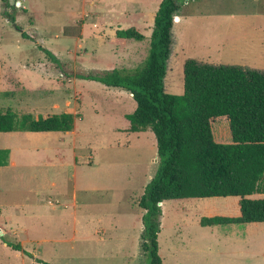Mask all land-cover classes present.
Here are the masks:
<instances>
[{
	"label": "rangeland",
	"instance_id": "obj_1",
	"mask_svg": "<svg viewBox=\"0 0 264 264\" xmlns=\"http://www.w3.org/2000/svg\"><path fill=\"white\" fill-rule=\"evenodd\" d=\"M130 1L133 7L134 0ZM155 1L135 0V5L153 10ZM216 1L180 2L167 93L183 94L184 64L190 59L264 72V34L256 32L253 21L226 15L214 21L208 16L215 10L244 15L250 5L244 0ZM84 2L0 0V110L10 108L34 118L76 116L75 134H0V150H10L16 162V167L0 170V176L9 175L5 187L9 190L0 192V264H39L36 259L49 264H149L140 249L142 213L133 203L144 195L157 170L155 136L151 131H125V116L136 109L129 92L78 76L141 68L153 25L150 36L144 27L139 29L146 37L143 42H119L114 26L100 38L91 32L97 31L94 22L101 26L103 19L83 18L84 10L97 12ZM98 5L101 10L103 3ZM80 20L85 37L70 34L71 23ZM243 34L253 47L250 54L232 50ZM211 125L217 142L223 135L224 142L231 143L226 119ZM44 175H52L56 185ZM32 184L47 194L38 197L27 191ZM260 189L255 198H264V180ZM160 209L163 264H264V223L200 225L207 215H237L235 199L170 200ZM15 242L29 254L8 247Z\"/></svg>",
	"mask_w": 264,
	"mask_h": 264
},
{
	"label": "trees",
	"instance_id": "obj_2",
	"mask_svg": "<svg viewBox=\"0 0 264 264\" xmlns=\"http://www.w3.org/2000/svg\"><path fill=\"white\" fill-rule=\"evenodd\" d=\"M180 2L160 3L148 56L141 68L135 72L114 68L100 75L78 76L129 92L136 109L125 116L128 132L150 130L155 136L157 170L138 202L144 211L140 249L149 264H163L158 244L160 203L239 198L236 216H204L200 225L264 223V198H253L261 193L264 180V72L190 59L184 64L183 94L167 93L165 79ZM116 38L137 42L146 39L135 28L117 30ZM49 56L58 61L52 54ZM223 118L228 121L231 143H225L223 135H218V142L213 137L212 121ZM75 119L71 113L34 118L8 108L0 110V134L68 133L74 129ZM9 163L10 150L1 149L0 167ZM8 247L29 254L19 243H10ZM36 262L49 264L39 259Z\"/></svg>",
	"mask_w": 264,
	"mask_h": 264
},
{
	"label": "crops",
	"instance_id": "obj_3",
	"mask_svg": "<svg viewBox=\"0 0 264 264\" xmlns=\"http://www.w3.org/2000/svg\"><path fill=\"white\" fill-rule=\"evenodd\" d=\"M84 1H85L84 6H86V4H88L91 7H93L95 10L97 9V12L96 11L95 12H86L84 10V12L82 14L83 18L92 17L93 20L96 18H102L103 19V25H101V26L98 23L94 22L93 28L96 29L97 31L91 32V34H96L100 38L106 37L108 28L112 30L113 26L115 27L114 28L115 36H116V31L119 29L123 30V28H124L126 30L129 28H135L137 31H139V29L141 27H144L145 29H147L148 35H149L150 31L152 29V25L154 24V18L156 15L155 14L156 6H158V4L160 3L159 2L157 4V0H156L154 3L155 8L153 10L148 8L149 10L146 9V11H147L146 12V11H143L142 8L140 9L139 6L135 5L136 4L135 0L133 2V7L131 6L132 3L130 0L121 1V3H120L121 5L118 7L119 9H117V5H119L120 0H89V1L84 0ZM244 1L246 2V4L250 5L246 8L247 11H249V12L245 13L244 15L241 14L240 16H238L234 12L222 13L220 10H215L214 12L209 13L208 16L210 18L214 19V21H218L219 19H222L224 15L230 17L231 19H237L238 17H239V19H250L251 21H253V28L256 30V32H259V33L262 32L264 34V22H261V20L262 21L264 20V0H244ZM223 2H224L223 0H217L214 3L215 4H222ZM98 3L99 4L103 3V5H102L103 8L101 10H99ZM20 5H21V3H20ZM202 16H205V15L202 14ZM178 20L180 21V17H178ZM108 21H112L115 23H114V25L108 24ZM109 25H112V26H109ZM139 25H141V26H139ZM126 26H128V27H126ZM69 29H71L72 32L70 34H72V35H74L75 33L80 37H85V35H87L85 33V30H84L85 25H83L82 20L78 21L77 23L72 22ZM114 30H112V32ZM91 34H89V35H91ZM245 35L246 34H243L242 36H240L241 40L237 43L236 46H234V48L232 49L233 51H235V49H237V50H240L244 54H250L251 52H253L252 51L253 47H251L250 44L248 46V43L245 42V40H247V37H248L247 35L246 36ZM149 36H147V37H149ZM232 38H231V40H232ZM227 40L230 41V38L228 37ZM227 40H225V41H227ZM77 41L79 43L81 40L78 38ZM118 41L124 42L122 40H118ZM225 41H223V42L225 43ZM78 46L81 47V44H78ZM117 60H120V57L117 58ZM261 67L264 69V65H261ZM254 70H256V69H254ZM128 129H129V122H128V128L125 131L127 133H130V132H128ZM148 131H150V130H147L145 132H148ZM145 132H137V133H145ZM68 133L75 134V126H74V129ZM68 133H65V134H68ZM151 140H152V138H151ZM153 143H154V141L152 142V144ZM12 155L13 154L10 153V163L7 166L0 167L1 171L2 170L7 171L10 168L16 167V162L12 159L13 158ZM76 165H77V162H76ZM8 176L9 175H1L0 176V192L9 190V189L5 188L7 185ZM30 176H32V175H30ZM47 176H49L52 180L51 185L55 186L56 183H55L52 175H44V177H47ZM151 179H152V177H151ZM32 185H29L27 187V191H29L30 193H34V194L38 195V197L40 195L47 194L48 191L45 188H43L42 186H40V188H38V187H35L34 185L33 186ZM86 189L87 188L85 187L84 190H86ZM253 198H255V195L253 196ZM231 199H235V206L238 209L240 199L239 198H225V200H231ZM139 200L134 202L133 206L135 208L139 209L140 213H142V216H143L144 211L142 209H140L138 206ZM75 205H76V203H75ZM159 206H162V203H160ZM214 215H216V214H214ZM214 215H207V216H214ZM142 216H141V221H142ZM142 228H143V226H142ZM97 233H99V232H97Z\"/></svg>",
	"mask_w": 264,
	"mask_h": 264
},
{
	"label": "water",
	"instance_id": "obj_4",
	"mask_svg": "<svg viewBox=\"0 0 264 264\" xmlns=\"http://www.w3.org/2000/svg\"><path fill=\"white\" fill-rule=\"evenodd\" d=\"M20 3L18 2L17 5H19Z\"/></svg>",
	"mask_w": 264,
	"mask_h": 264
},
{
	"label": "built area",
	"instance_id": "obj_5",
	"mask_svg": "<svg viewBox=\"0 0 264 264\" xmlns=\"http://www.w3.org/2000/svg\"><path fill=\"white\" fill-rule=\"evenodd\" d=\"M175 19V18H174Z\"/></svg>",
	"mask_w": 264,
	"mask_h": 264
}]
</instances>
